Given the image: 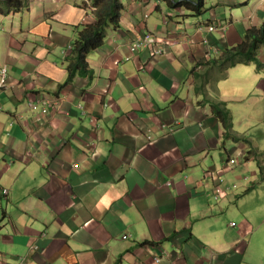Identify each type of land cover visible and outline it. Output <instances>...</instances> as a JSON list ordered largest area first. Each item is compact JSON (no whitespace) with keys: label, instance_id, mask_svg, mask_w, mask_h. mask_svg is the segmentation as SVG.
Returning a JSON list of instances; mask_svg holds the SVG:
<instances>
[{"label":"crops","instance_id":"1","mask_svg":"<svg viewBox=\"0 0 264 264\" xmlns=\"http://www.w3.org/2000/svg\"><path fill=\"white\" fill-rule=\"evenodd\" d=\"M91 2L29 0L11 15L1 2L0 264H264V67L212 61L261 26L264 0L228 19L205 0L199 17L122 0L121 27L87 56L93 76L66 85L69 47L97 20ZM214 18L227 35L201 32ZM146 31L176 32L170 54L117 63ZM44 100L47 115L30 108ZM237 155L244 165L224 173L217 200L205 177Z\"/></svg>","mask_w":264,"mask_h":264},{"label":"trees","instance_id":"2","mask_svg":"<svg viewBox=\"0 0 264 264\" xmlns=\"http://www.w3.org/2000/svg\"><path fill=\"white\" fill-rule=\"evenodd\" d=\"M166 1L170 3V0ZM199 1L200 4L193 5L195 9H191L195 14L193 15L194 17H199L204 14L202 10L204 7V0ZM1 2L2 1H0V6L2 5ZM3 4H5L7 8L5 10H1V12H4L6 15L21 12L23 7L27 5V3L23 0H6ZM91 5L94 10V15L97 16V20L93 24L84 25L79 30V36L73 44V51L68 58L69 77L66 85L73 83L76 77L86 76L87 78L93 76L94 73L89 66L87 56L91 52L104 46L107 34L106 31L110 26H113L115 29L120 27V16L123 10L121 0H92ZM181 5L184 6L190 4L183 1L179 4V6ZM262 46H264V23L260 28L251 27L245 34L243 41L238 46L231 47L223 52V58L221 56L219 57L223 59L222 62L220 59H216L215 62L219 68L225 71L228 70V67L231 68L234 64L237 65L242 62L248 61V63H258V50H260V47ZM262 66L264 65L259 63V68ZM218 105L221 107L216 105L214 106L216 117L223 122V127L228 130V123L231 122L232 118L231 112L224 105L219 103ZM231 138L234 141L249 144L247 139Z\"/></svg>","mask_w":264,"mask_h":264},{"label":"rangeland","instance_id":"3","mask_svg":"<svg viewBox=\"0 0 264 264\" xmlns=\"http://www.w3.org/2000/svg\"><path fill=\"white\" fill-rule=\"evenodd\" d=\"M0 1H2V2H5L6 0H0ZM23 1H25V0H23ZM28 1L29 0H27V2L26 3H28ZM92 3V2H91ZM121 3H122V5H123V10H124V4H123V2H122V0H121ZM256 3H257V0H205V8L206 9H210V8H215V7H219V10L221 11V14H223L225 17H227V19L230 17V13L231 12H233V11H239V12H245L246 11V9L249 7V6H251V4H252V7H256ZM171 7H174V6H178L179 4H176V3H172V2H170V3H168ZM203 4H204V2H203ZM236 5V6H235ZM182 6V5H181ZM193 6V5H192ZM191 5H184V6H182L183 8H186V9H191V7H192ZM232 6H234V7H232ZM3 9H5V7L3 6L2 7ZM123 10H122V12H123ZM122 12H121V16H120V22H121V17H122ZM226 14V15H225ZM225 26L228 28L229 27V24L227 23V24H225ZM120 27H121V25H120ZM119 27V28H120ZM261 27V26H260ZM260 27H258V28H260ZM111 29H115L113 26H110L108 29H107V31H106V33L108 34V38H107V40H109L110 39V37H112V33L113 32H109V30H111ZM250 29V28H249ZM249 29H248V31H249ZM80 30V29H79ZM109 32V33H108ZM146 33L147 34H151L152 32H150V31H146ZM247 33V32H246ZM107 34H106V36H107ZM213 34H215V33H213ZM78 36H79V31H78ZM141 36H145V34H142V35H140V36H138V37H136V39H135V41H136V43H133V42H135V41H133L132 42V44L130 45V48L132 47V46H141V47H144L145 45L143 44V43H141L139 40H140V38H141ZM78 38V37H77ZM204 43L206 44V46H205V49H207V48H209V49H211V48H215V47H213L210 43H209V41H208V39H205L204 40ZM240 43H237L236 45L234 44L233 45V47L235 46H238ZM260 50H262L263 52H264V46H262L261 48H260ZM131 54H133V53H129L128 55H125V56H129V55H131ZM214 54L216 55V57L217 56H219V51H217V50H215L214 51ZM205 55L206 56H211V55H213V51H210V52H206L205 53ZM165 58V54H160V56H159V58L157 59V60H155L156 62L158 61V60H160L161 58ZM220 57V56H219ZM218 57V58H219ZM260 57V56H259ZM163 58V59H164ZM91 61V60H90ZM129 61H131V59H128V60H126V63L127 64H129V63H132V62H129ZM213 62L214 61H216V58H213V60H212ZM94 62H95V66L97 67L98 65H97V61L96 60H94ZM117 63L119 62H123L122 60H120V59H118L117 61H116ZM251 62H242L241 64H250ZM89 66H90V68L92 69V67H91V65L89 64ZM117 66V65H116ZM226 66V65H225ZM224 66V67H225ZM233 66H235V65H233ZM2 67H4L5 69H7V72H8V80H9V70H8V67L7 66H0V72H1V70H3L4 68H2ZM232 67V66H231ZM93 70V69H92ZM227 71V70H226ZM93 73H94V70H93ZM82 78H86V76H82ZM88 78V77H87ZM94 79H95V77H94ZM90 80H91V78H90ZM96 86H97V81L95 82V84H94V88L96 89ZM8 87V86H7ZM95 93H98V90H95ZM228 109V108H227ZM1 110V109H0ZM229 110V109H228ZM228 130L227 129H225V138H228V134H229V132L231 131V128L233 127L232 126V122H230V123H228ZM238 157H242V159H244V156H242V155H237ZM4 194H6V195H8V191L7 190H5V192H4ZM231 225H234V223H232ZM157 258H156V261L158 260L159 262H162L164 259L163 258H161V257H159V256H156Z\"/></svg>","mask_w":264,"mask_h":264},{"label":"clouds","instance_id":"4","mask_svg":"<svg viewBox=\"0 0 264 264\" xmlns=\"http://www.w3.org/2000/svg\"><path fill=\"white\" fill-rule=\"evenodd\" d=\"M170 2H172V3H176L177 4V2H174L173 0H170ZM181 2H183V1H180V3ZM186 3H189L190 5H199L200 4V1L199 0H197V2H189V1H186ZM173 8H177V9H183L184 11H186V10H188V11H190V9H186V8H183V7H181V6H174ZM213 14V13H212ZM184 16V15H183ZM185 17V16H184ZM225 22H227V21H225ZM225 22H222V20H218V19H216V18H214V19H212V22H210L208 25H206V26H200V30H201V32H209V33H211V34H213V33H217V32H221V30H220V28H219V26L220 25H224V24H227V23H225ZM264 23V22H263ZM262 23V24H263ZM261 24V25H262ZM211 27H213L214 28V30L213 31H210V28ZM247 31H248V29H247ZM246 31V32H247ZM152 34L153 33H151L150 35L152 36ZM232 47H233V45H232ZM229 48H231V47H227V48H225V49H229ZM69 49L71 50V53H72V51H73V47H69ZM141 52V50H139L138 52H136L135 54H139ZM260 52H261V50H259V54H258V60H259V56H260ZM130 53H132L131 52V48H130ZM156 55V53L155 52H151V54H150V56H149V58L150 59H152L154 56ZM216 59H220L221 60V62L223 61V59H221V58H216ZM251 63H254V62H251ZM259 63L260 64H262V65H264V63H262L260 60H259V62L258 63H256L257 65H258V67H259ZM239 64H241V63H239ZM262 67H264V66H262ZM261 68V67H260ZM77 78V77H76ZM74 82V81H73ZM5 90V89H4ZM3 90V91H4ZM2 93V92H1ZM0 93V94H1ZM49 101V100H48ZM50 102V104H51V107L53 106V103H52V101H49ZM39 107H40V105H39ZM50 107V108H51ZM50 108H49V110H50ZM43 109V108H42ZM33 110V109H32ZM38 110V109H37ZM36 110V111H37ZM49 110H48V113H49ZM35 111V110H34ZM47 113V114H48ZM46 114V115H47ZM245 152V151H244ZM246 153V152H245ZM244 153V154H245ZM244 156V155H243ZM233 161H234V163H233ZM244 165V162H243V159H242V157L240 156V157H238V156H236V157H234V158H229L228 159V161H226V163H225V166L221 169V171L223 172L221 175H215V174H209V173H207V176L205 177L206 179H208L210 182H214L215 184H220V183H222V179L224 180V173L226 172V171H233L234 169H236L237 167H239V166H243ZM232 188H234V189H237L238 188V185H236V184H233L232 185ZM229 188H227L226 186H224V184L222 183L221 185H220V187L219 188H217L216 189V197H219V196H223L224 194H226V192H227V190H228ZM217 200H219V199H217ZM125 239L127 238L126 236L124 237ZM27 260H28V258L27 257H22L21 259H20V264H27Z\"/></svg>","mask_w":264,"mask_h":264},{"label":"bare ground","instance_id":"5","mask_svg":"<svg viewBox=\"0 0 264 264\" xmlns=\"http://www.w3.org/2000/svg\"><path fill=\"white\" fill-rule=\"evenodd\" d=\"M236 6V5H235ZM220 7V6H219ZM192 8H194L195 9V7L193 6V7H191V9ZM199 13V12H198ZM226 15V14H225ZM96 16V15H95ZM97 17V16H96ZM188 18H192V16L191 17H188ZM225 22V21H224ZM183 25H184V23H183ZM185 26V25H184ZM201 26V25H200ZM260 27V26H259ZM219 28H220V30H221V33H225L226 35H227V30H228V28L225 26V24L224 25H220L219 26ZM256 28H258V27H256ZM183 32V31H182ZM209 34V32H206V34ZM141 34V33H140ZM142 34H145V36H141V38H140V42L141 43H143L145 46L144 47H141L140 46V50H141V52H147L148 53V55L150 56V54H151V52H155V53H157L152 59H150V61L151 62H153V61H155V60H157L158 58H159V56H160V54H165V55H168V54H170V52L169 51H171V47H172V45H173V40H172V38H175L176 36H177V34H176V32L172 35V36H170V38L171 39H168V38H158L157 36H156V34H152V36L151 37H149L148 39H146L147 38V36L148 35H150V34H147L146 32L145 33H142ZM141 34V35H142ZM222 36V35H221ZM207 39V38H206ZM205 40V39H204ZM204 40H203V43H204ZM137 41V40H136ZM136 41L135 42H133V43H136ZM261 48V47H260ZM259 51V50H258ZM140 52V53H141ZM138 54H135V53H133V54H131V55H129V56H124V57H122V61H124V62H126V60H128V59H131V61H133L135 58V56H137ZM146 58V57H145ZM148 58V57H147ZM146 58V59H147ZM141 61V60H140ZM142 62V61H141ZM248 62V61H247ZM235 65V64H234ZM2 68H4V67H2ZM2 71V70H1ZM42 108H44V107H42ZM50 112V111H49ZM224 134H225V132H224ZM227 140V139H226ZM223 172L222 171H210L209 172V174H217V175H221ZM227 173H225V175H226ZM235 178V177H234ZM254 181V180H253ZM256 182V181H255ZM259 183V182H258ZM257 183V184H258ZM222 183H220V184H216L215 185V188L217 189V188H219L220 187V185H221ZM262 184V183H261ZM260 185V184H259ZM257 187V186H256ZM255 187V188H256ZM231 190V189H230ZM222 196H219V197H216V199H220Z\"/></svg>","mask_w":264,"mask_h":264},{"label":"built area","instance_id":"6","mask_svg":"<svg viewBox=\"0 0 264 264\" xmlns=\"http://www.w3.org/2000/svg\"><path fill=\"white\" fill-rule=\"evenodd\" d=\"M214 28L211 27L210 28V31H213ZM149 37H151V35H148L146 39H148ZM140 50V46H132L131 47V52L132 53H136ZM157 54V53H156ZM8 86V72H7V69H3L1 72H0V93L3 92L4 89H6ZM43 105V109H42V114L43 115H46L48 113V110L49 108L51 107V104L49 101H40V102H37V103H32L30 104V108L33 109V110H37L39 108V105ZM234 163V161H233Z\"/></svg>","mask_w":264,"mask_h":264}]
</instances>
